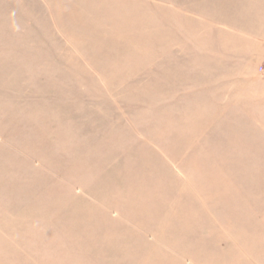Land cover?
<instances>
[{"label": "rangeland", "instance_id": "obj_1", "mask_svg": "<svg viewBox=\"0 0 264 264\" xmlns=\"http://www.w3.org/2000/svg\"><path fill=\"white\" fill-rule=\"evenodd\" d=\"M71 1L0 0V264H264V113L226 114L194 56L218 48L195 11L264 8L133 0L139 72L159 59L163 82L111 89Z\"/></svg>", "mask_w": 264, "mask_h": 264}, {"label": "crops", "instance_id": "obj_2", "mask_svg": "<svg viewBox=\"0 0 264 264\" xmlns=\"http://www.w3.org/2000/svg\"><path fill=\"white\" fill-rule=\"evenodd\" d=\"M73 1H81L84 7H87L85 13L92 21V25L88 28L92 27L100 35V38L95 37L94 41L85 39L89 48L94 49L96 53L90 54L84 72L113 75L112 78L101 81L116 84L111 85V89H133L139 82L140 76L146 75L147 80V74L151 75L148 81H162L159 76L163 74L164 67L159 59L157 61L156 58L154 59L151 72H139L140 69H146V66L138 61L137 51L133 50V0H72L71 2ZM253 1L232 0L231 2L236 5L246 2L253 5ZM258 2L261 8H264V0ZM204 12L207 14L195 11V18L197 21L203 19L204 24L210 27L214 35L212 41L218 48L196 51L195 58H204L209 65V68L197 69V74L204 78L200 82L203 85L206 79L205 84L209 83L208 89L213 91L217 99L216 104L227 107L225 113L234 115L235 121H247L251 111L253 115L264 113V19L245 20L241 23L244 26L238 27V23L229 25L225 21L226 18L223 20L219 17L220 12H214L212 8ZM101 21L108 23L109 30L99 27ZM162 56L163 60L170 59L168 54ZM235 58L251 61L257 67L247 63L235 64ZM195 61L199 62L198 59ZM259 68L262 71L260 75H258ZM169 79L167 78L165 82L167 83ZM214 86L216 89L213 88ZM256 120L260 119L256 118Z\"/></svg>", "mask_w": 264, "mask_h": 264}]
</instances>
